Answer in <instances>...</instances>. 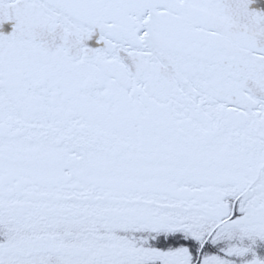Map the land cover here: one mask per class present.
Wrapping results in <instances>:
<instances>
[{
  "label": "snow or ice",
  "instance_id": "obj_1",
  "mask_svg": "<svg viewBox=\"0 0 264 264\" xmlns=\"http://www.w3.org/2000/svg\"><path fill=\"white\" fill-rule=\"evenodd\" d=\"M0 264H264V0H0Z\"/></svg>",
  "mask_w": 264,
  "mask_h": 264
}]
</instances>
